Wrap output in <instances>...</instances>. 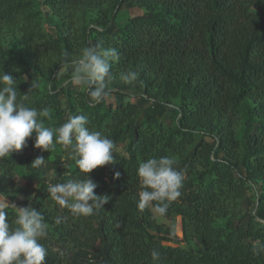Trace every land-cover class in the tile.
<instances>
[{"label": "trees", "instance_id": "1", "mask_svg": "<svg viewBox=\"0 0 264 264\" xmlns=\"http://www.w3.org/2000/svg\"><path fill=\"white\" fill-rule=\"evenodd\" d=\"M133 8L142 15L121 18ZM97 45L117 51L113 73L138 75L90 106L65 65ZM0 70L28 93L27 106L51 110L46 127L84 114L115 145L116 162L88 174L108 197L92 216H74L47 192L86 178L75 141L66 148L54 135L42 151L33 133L0 158V193L47 224L44 264H264L253 252L264 243V0H0ZM39 156L45 163L33 168ZM161 156H174L185 178L163 217L137 207L138 165ZM5 211L15 226L16 208ZM156 216L180 217L182 238Z\"/></svg>", "mask_w": 264, "mask_h": 264}, {"label": "clouds", "instance_id": "2", "mask_svg": "<svg viewBox=\"0 0 264 264\" xmlns=\"http://www.w3.org/2000/svg\"><path fill=\"white\" fill-rule=\"evenodd\" d=\"M118 59L114 48L97 46L83 47L79 57L71 60L65 67L71 68L70 83L81 88L88 97L90 106L104 102L110 97L112 84L117 79L123 83L133 82L138 75L136 68L128 69L118 75L113 73L111 62ZM32 84L30 89H35ZM28 93L17 90V79L10 73L0 70V158L9 157L14 151L26 147L27 139L35 133L34 147L51 151L56 143L69 147L75 141L74 151L79 157L76 164L86 178L68 179L64 183L50 184L47 192L62 208L74 216H92L96 210L107 203V196L95 194L98 183L89 177L97 167L114 164V141L100 131L90 130L89 118L84 114L72 115L57 129L46 127L43 119H51L48 107L37 109L27 106L24 101ZM45 163L43 156L32 162L33 168ZM174 156L152 157L141 161L137 175L141 190L138 193L137 207L146 208L163 217L172 201L181 196L184 175L176 169ZM116 172L114 178H119ZM9 206L16 208V218L12 226L5 211ZM116 227H120L119 223ZM47 224L40 211L29 207H16L6 202L0 193V264H44L47 249L39 241L46 238ZM256 255L264 253V243L253 248ZM154 261L160 260L157 250L151 252Z\"/></svg>", "mask_w": 264, "mask_h": 264}, {"label": "rangeland", "instance_id": "3", "mask_svg": "<svg viewBox=\"0 0 264 264\" xmlns=\"http://www.w3.org/2000/svg\"><path fill=\"white\" fill-rule=\"evenodd\" d=\"M142 10L138 9V8H133V9H130L128 11H124L120 14L121 18L123 17H137V16H141L142 15ZM2 40H4V45L5 46H8L10 43H11V39L9 38V36L7 35L6 38H2ZM70 78H71V75H70ZM67 77H62L58 80V83L57 85L60 86L62 85L65 81H66ZM111 100V99H109ZM6 202L9 203V205H13L10 203V201H8L6 199ZM156 219H157V222L158 224H160L163 228L164 231L166 232H170V233H173L176 237L178 238H182L183 236V222H182V219L180 217H173L171 219H166V218H161L159 216H156ZM190 244L192 246H194L195 248L198 247V245L191 241ZM165 245H170V244H166ZM172 246V245H170Z\"/></svg>", "mask_w": 264, "mask_h": 264}]
</instances>
